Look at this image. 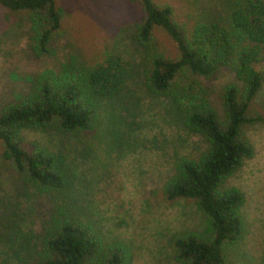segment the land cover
<instances>
[{
	"label": "trees",
	"instance_id": "1",
	"mask_svg": "<svg viewBox=\"0 0 264 264\" xmlns=\"http://www.w3.org/2000/svg\"><path fill=\"white\" fill-rule=\"evenodd\" d=\"M126 1L140 11L133 28L143 89L164 98L175 122L204 143L195 155H174L161 185L165 199L192 200L209 218L206 239L186 232L172 236L174 260L226 264L223 246L242 233L244 197L225 179L253 156L241 126L264 121V112L247 116L264 83V0H215L196 13L190 25L177 23L170 5ZM0 7L21 17L31 60L55 59L53 44L63 12L54 0H0ZM155 30L173 42L175 55L154 44ZM68 55L56 69L30 77L23 91L0 106V161L14 172L17 191L49 201L44 216L37 222L31 219L29 229L22 224L21 211H3L0 248L14 264H130L128 248L107 241L74 204L67 156L48 145L22 140L26 131L99 139L95 130L99 123L105 130L113 128L111 113L105 111L103 120L101 111L132 79L129 64L107 47L88 63ZM223 73L232 79L219 89L216 104L210 85ZM58 196L61 204H51Z\"/></svg>",
	"mask_w": 264,
	"mask_h": 264
},
{
	"label": "rangeland",
	"instance_id": "2",
	"mask_svg": "<svg viewBox=\"0 0 264 264\" xmlns=\"http://www.w3.org/2000/svg\"><path fill=\"white\" fill-rule=\"evenodd\" d=\"M54 1L63 12L53 44L55 59L41 61L31 60L26 51L21 17L0 7V106L23 91L30 77L56 69L68 54L77 62L88 63L97 60L107 47L126 60L132 79L113 102L103 104L101 111L103 120L105 111L111 113L108 119L115 122L112 129L105 130L99 123L95 127L99 139L26 131L22 140L48 145L67 156L74 204L98 225L107 241H118L128 248L130 264H182L174 260L172 236L186 232L206 239L211 232L209 218L192 200L165 199L161 185L171 171L174 155H195L204 143L175 122L164 98L153 97L142 87L133 28L140 16L139 7L126 0ZM152 1L170 5L176 22L190 25L193 16L215 0ZM153 35L161 51L175 55L173 42L162 31L155 30ZM231 79L223 73L210 85L216 104L219 89ZM263 112L264 83L247 116ZM100 132L105 133L100 136ZM241 133L252 145L253 156L245 159L225 184L236 186L243 194V228L237 239L223 246V256L226 264H263L264 121L245 123ZM18 184L9 164L0 161V215L5 210L9 214L21 211L22 224L29 229L31 219L37 222L44 216L49 201L35 200L30 191L22 194L17 191ZM52 198L51 204H61V196ZM7 255L0 248L1 264H14Z\"/></svg>",
	"mask_w": 264,
	"mask_h": 264
}]
</instances>
